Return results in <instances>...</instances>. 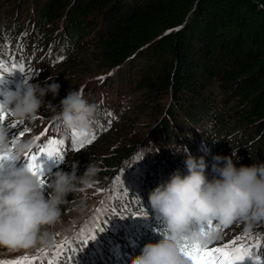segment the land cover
<instances>
[{
    "label": "trees",
    "instance_id": "trees-1",
    "mask_svg": "<svg viewBox=\"0 0 264 264\" xmlns=\"http://www.w3.org/2000/svg\"><path fill=\"white\" fill-rule=\"evenodd\" d=\"M22 8L30 18L55 26L56 40L38 41L39 23L33 20L25 29L4 23ZM67 50L68 57L60 61ZM94 61L106 66L97 77L105 85L115 79L136 86L147 106L167 92L171 102L154 127L155 145L148 146L156 152L137 156V145L106 147V134L113 127L120 132L122 119L106 94L81 89L89 101L99 98L100 131L71 157L51 162L45 179L60 168L70 170L72 161H79L80 172L89 162L97 165L94 183L103 185L106 194L97 208L95 239L81 247L83 233H70V240L50 248L49 236L47 243L31 248L40 257L35 264H129L145 243L162 238L166 224L152 209L149 193L174 170L187 172L189 154L206 158L209 175L213 154L237 152L238 165L264 161V0H0V100L4 86L13 83V63H25L27 81L36 82L59 62L61 72ZM8 117L3 121L8 126L18 122ZM122 171L127 172L126 187L114 181ZM77 193L62 205L60 222L74 221ZM263 238L264 226L254 234L242 231L237 245ZM38 249L44 251L37 254ZM263 260L260 256L258 262Z\"/></svg>",
    "mask_w": 264,
    "mask_h": 264
},
{
    "label": "clouds",
    "instance_id": "clouds-1",
    "mask_svg": "<svg viewBox=\"0 0 264 264\" xmlns=\"http://www.w3.org/2000/svg\"><path fill=\"white\" fill-rule=\"evenodd\" d=\"M48 80H29L22 88L4 91L0 107L16 121L32 122L45 103L53 105L47 95H59L61 84L53 77ZM54 106L57 126L65 138L73 130L91 134L101 115L100 106L77 87ZM9 130L7 123H0V154L5 155L0 161V247L27 250L47 243L48 229L60 222L69 194L92 184L99 169L89 162L80 172L79 161H72L70 170L60 168L42 184L27 164L4 165V161H23L36 147L34 136L12 137ZM148 152L156 151L143 156ZM238 159L233 151L213 154L209 175L206 158L189 154L187 172L174 170L149 193L152 209L166 224L162 238L145 243L129 264H195L184 245L207 247L218 240L221 234L216 227L208 228L209 222L239 224L249 234L264 226V161L238 165ZM84 208L81 201L78 210Z\"/></svg>",
    "mask_w": 264,
    "mask_h": 264
},
{
    "label": "rangeland",
    "instance_id": "rangeland-1",
    "mask_svg": "<svg viewBox=\"0 0 264 264\" xmlns=\"http://www.w3.org/2000/svg\"><path fill=\"white\" fill-rule=\"evenodd\" d=\"M29 16L30 15L28 14L26 8H22L18 13L15 14L14 18L11 20L5 19L4 23L9 25L10 23L12 24L14 22V24L19 28L25 29V25L29 21L32 22L33 20L34 24L39 23V33L37 35L38 41L47 44L50 40H56L57 29L55 26L51 25V23L46 24L40 22L39 17H36L37 20H34ZM53 31L55 32L52 34ZM69 53V50L63 51L62 56L67 55L68 57ZM58 66H60V62L56 64L53 69L47 71L39 78V81L41 82H51L48 80V77H53L54 80L61 84V88L59 90L58 96L53 97L51 93L47 95L46 100L51 101L53 105L45 103V105L39 110L35 119L30 122L32 125L35 124V129H40L34 137H36V135L46 128L45 125L49 119L55 118L54 113L57 111V108L54 105H58L60 99L66 96L70 89L77 87L81 90L82 88L86 87V90L89 92L93 91L94 94L97 93V95H99L100 92L106 94L107 98L115 105L113 112L118 114L122 119L120 132H118L119 128L113 127L108 131V134H106V132L104 133L106 134V147L113 148L116 145L127 146L128 144L137 145L135 154L138 156L140 153L150 150V148H148L149 145H155L154 135L156 133H154V127L156 124L161 122L162 118L165 116V107L171 102V98L169 94H167L168 92L159 100H155L153 102L148 101L147 106V104L144 103L146 99L143 98V93L138 89V87L133 85H124L122 84L121 80L115 82V79H112L107 83V85L104 84V78L99 80L97 77L102 71L106 69V66H104L102 62L94 61L86 68H83L82 65H76L71 67L69 70L63 69L61 72H59V69L57 68ZM95 79L98 81L94 82ZM98 99V97L97 99L96 97H92L90 101L97 103ZM222 102H224V100H221L219 103ZM16 126H20V124L17 123L14 127ZM14 129L15 128L9 130L10 136H12ZM96 130L97 127H94L93 131ZM60 131L61 130L58 129V132ZM104 134H102L98 140L102 138ZM93 153L94 152L92 151L91 155ZM177 154H180L178 150ZM136 155L132 156V159H135ZM117 177L121 178L120 181H117L116 178L114 181L119 183L120 186L126 187L129 185V183L125 181L127 179L126 171L120 172ZM105 194L106 191L104 190V186L94 182L87 188L83 189L81 194L77 193L73 203L74 208L77 209L74 211V221L71 220L70 222L68 221L63 223L59 222L54 227H52V230L50 231V236L52 238L48 242V245L51 246L50 248L55 247V244L70 240V233H76L79 235L81 233L87 234L89 229L93 231L94 222L97 218V213L99 212V209L97 208L98 205H101L100 200ZM81 201L87 202L82 212L78 210V206L80 205ZM242 231H244L242 225L235 223L229 226H221L220 238L210 247L223 246L230 240H235L237 245L238 239L236 238H239V234ZM261 243L262 246L260 249L254 250V255L262 256L264 259V238L262 239ZM28 250L29 252L25 251V249H18L17 253H15L14 251L16 250L9 251L7 248L0 247V260L15 259L21 255H24L25 253L36 255V253L31 249ZM39 252L37 251V254ZM258 261L259 260H255L253 257H246L243 261H240L239 264H260ZM262 264H264V260Z\"/></svg>",
    "mask_w": 264,
    "mask_h": 264
},
{
    "label": "snow or ice",
    "instance_id": "snow-or-ice-1",
    "mask_svg": "<svg viewBox=\"0 0 264 264\" xmlns=\"http://www.w3.org/2000/svg\"><path fill=\"white\" fill-rule=\"evenodd\" d=\"M58 59L60 61H63L65 57L61 55L58 57ZM24 68V64L13 63L9 68V71L19 69L20 71L24 72ZM7 115L8 113L3 111L2 107H0V123H3V121L7 118ZM18 123L20 125H23L22 122ZM14 126L15 122L13 125L9 126V128H13ZM26 131H30V129L22 128L21 131H19L12 137H22ZM48 132L49 129L45 128L39 133V135L36 137V140L39 141L41 140V138H43V142L38 144L35 150L27 153L25 156L28 161V167L33 171L34 174L40 177L42 184H46L47 181L41 169V165L38 163V157L42 153H47L49 157L55 156L58 160L62 161L64 160L66 153L62 148L65 142L62 139H58L54 136H49ZM95 139L96 134L94 132L91 134H80L75 130H73L72 132V144L74 150H80L84 148L87 144L92 143ZM3 159H5V155L0 154V161H2ZM120 179V177H116L117 181H120ZM136 214L146 215L147 213L137 212ZM212 226V222H209V224L207 225L208 228H212ZM216 228L218 230L219 226L217 225ZM100 230L102 231L103 229ZM88 233L89 234L87 235L82 234L80 236L81 247L86 245L89 240L95 239V234L91 229L88 230ZM236 239L239 238L237 237ZM261 246V241H257V243L253 245H236L235 240H230L227 244L218 247H202L199 245L186 243L184 245V250L187 255L193 258L195 264H239V262L243 261L246 257H253L255 260H260V256L254 255V250L260 249ZM57 247H60V245H58ZM37 251L44 250L38 249ZM72 251H77V249H73ZM38 259H40V257L25 253L24 255H21L15 259L0 260V264H35V261Z\"/></svg>",
    "mask_w": 264,
    "mask_h": 264
}]
</instances>
